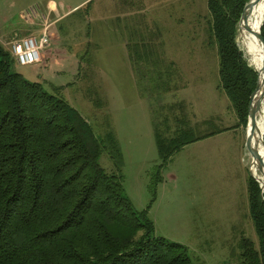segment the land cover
I'll return each mask as SVG.
<instances>
[{"label": "rangeland", "instance_id": "obj_1", "mask_svg": "<svg viewBox=\"0 0 264 264\" xmlns=\"http://www.w3.org/2000/svg\"><path fill=\"white\" fill-rule=\"evenodd\" d=\"M54 5L63 16L72 3ZM29 7L40 10L39 3L19 2L15 13H30ZM24 21L13 16L7 33L24 28ZM50 28L58 49H50L45 64L15 62L12 70L81 114L102 143L98 164L120 173L135 210L152 199V174L161 162L155 132L171 138L176 130L191 131L195 140L229 129L226 143L207 147V136L166 163L148 210L155 235L183 245L192 264H241L242 239L258 250L247 201L245 129L220 88L207 0H88ZM112 140L121 152L119 167Z\"/></svg>", "mask_w": 264, "mask_h": 264}, {"label": "trees", "instance_id": "obj_2", "mask_svg": "<svg viewBox=\"0 0 264 264\" xmlns=\"http://www.w3.org/2000/svg\"><path fill=\"white\" fill-rule=\"evenodd\" d=\"M250 1L207 0L220 88L244 129L256 73L235 36ZM260 35L264 41V22ZM14 63L0 44V264H192L183 245L155 235L148 210L166 163L200 138L185 130L171 138L155 132L161 162L152 174L150 204L139 212L124 195L120 173L98 164L102 143L81 114L13 72ZM111 143L119 167L121 152ZM247 201L259 248L242 239L241 264H264V200L251 177Z\"/></svg>", "mask_w": 264, "mask_h": 264}, {"label": "bare ground", "instance_id": "obj_3", "mask_svg": "<svg viewBox=\"0 0 264 264\" xmlns=\"http://www.w3.org/2000/svg\"><path fill=\"white\" fill-rule=\"evenodd\" d=\"M263 22L264 0L250 3L244 19L238 25L236 36L237 47L243 60L258 76L259 88L252 100V106L259 103L260 110L255 114L253 144H258L262 152H264V144L261 139L264 132V54L262 50L263 45L257 38V34ZM250 126H248V129ZM249 173L251 178L257 183L264 198V168L261 170L259 162L250 154Z\"/></svg>", "mask_w": 264, "mask_h": 264}, {"label": "crops", "instance_id": "obj_4", "mask_svg": "<svg viewBox=\"0 0 264 264\" xmlns=\"http://www.w3.org/2000/svg\"><path fill=\"white\" fill-rule=\"evenodd\" d=\"M65 1L72 3V5L68 7L69 11L67 13H63V16H61V11L57 9L54 5L56 0H0V18H1L0 19V44L2 43L4 45H7V42L15 34L16 35L20 34L22 37L34 36V37L39 38L40 36H42L44 30L46 29L47 41H46V47L44 48V50L45 49H48V50L44 51L43 55L41 56V62L37 64L39 65V67L43 66L46 60L50 57V49L51 48L58 49L56 45V41L52 40V39H56L55 38L56 36L54 33L51 34L49 30L51 29L50 28L51 25L54 24V22L60 21L63 17L66 16V14H69L72 11L76 10L77 8L83 6V4L86 3L88 0H65ZM19 2L39 3L40 10L39 8L38 10H36L35 8L29 7L30 13L26 12L27 9L23 11H18L20 16H22L25 20L24 28L22 29L20 28L15 31L8 30L9 32L7 33L6 24L9 22V19H12L13 16H16L18 14L15 12L17 9V3ZM23 12H26V13H23ZM51 19H55V21L53 23L48 24ZM55 51L58 52L57 50ZM229 133H230L229 129H222L219 131H214L213 133H210L209 135H206L200 138L199 140H202L205 137L209 136L205 140V142H207V147H211L210 142L212 141L215 142L216 144H222V143H226L227 141H229V138H228Z\"/></svg>", "mask_w": 264, "mask_h": 264}, {"label": "built area", "instance_id": "obj_5", "mask_svg": "<svg viewBox=\"0 0 264 264\" xmlns=\"http://www.w3.org/2000/svg\"><path fill=\"white\" fill-rule=\"evenodd\" d=\"M47 32L39 38L34 36L19 37L14 35L8 42L9 53L20 66H30L41 62V51L46 47Z\"/></svg>", "mask_w": 264, "mask_h": 264}, {"label": "water", "instance_id": "obj_6", "mask_svg": "<svg viewBox=\"0 0 264 264\" xmlns=\"http://www.w3.org/2000/svg\"><path fill=\"white\" fill-rule=\"evenodd\" d=\"M257 1H260V0H251L249 3H247L244 6V8L242 10V13L240 15L239 22L237 24V31H238L239 23L245 17L246 10L248 9V7H250V3L257 2ZM236 36H237V34H236ZM236 36H235V42H236ZM257 38L259 39V41L263 45V49L262 50H263V54H264V41H263V39H262V37L260 35V31L257 34ZM236 45H237V43H236ZM258 88H259L258 76H257V73H256L255 89H254V91L252 92V94L249 97L248 108H247V125H246V129H245L246 130L245 146H246L247 152L250 155H252V157L259 162L260 168L262 170V168H264V152L261 151V149H260L258 144H253V133H254L253 132V126H254V123H255V114H256V112H258L260 110V105H259V103H256L255 106H252V100L254 99L255 94L258 91ZM249 125H251V126L248 129ZM263 134H264V132H263ZM261 139H262V142H263V135H262Z\"/></svg>", "mask_w": 264, "mask_h": 264}]
</instances>
